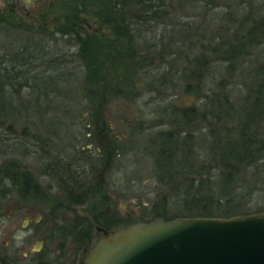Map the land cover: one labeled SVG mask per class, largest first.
<instances>
[{
  "label": "rangeland",
  "instance_id": "1",
  "mask_svg": "<svg viewBox=\"0 0 264 264\" xmlns=\"http://www.w3.org/2000/svg\"><path fill=\"white\" fill-rule=\"evenodd\" d=\"M10 2L16 5L14 9L9 7ZM42 2L44 0H31V3L23 5L20 0H0V17H6L9 24L7 26L17 30L11 32L6 30L4 25L0 39L6 43L13 41L9 46L24 44L28 48L31 45L34 47L33 40L37 38L40 45H43L40 46L42 49H36L38 54H43V58L27 65L33 73L40 75L34 80L33 93L30 94L29 88H24L25 94L16 103L21 110L28 107L27 114L30 117L19 122L18 133L28 130L40 137L37 140L32 135L33 138L24 140L10 136V143H16L19 139L20 153L8 155L9 159L1 155L0 170L11 164L12 168H7L10 175H16V171L20 174L21 170L22 177L25 172V178L33 177L35 191H29L31 187L23 182L21 196L33 198L32 200L38 203L39 213L46 211V203L52 205L47 204L49 208L62 198H70L69 187L73 197L84 199L87 207H96L98 210L108 209L109 202L114 199L119 217L115 231L136 221L160 217L166 220L195 217L191 214L199 211V208L194 210L192 204L187 206L178 196L171 195L170 183L182 190L187 187V181L182 174V182L179 185H174L179 182L172 183L167 180V173L176 169L175 166L172 167L176 165V161L163 160L166 154L163 155L161 150L167 136L163 139L160 133L179 128L180 116L175 113L174 108L201 107L203 110L208 108V102L202 94L217 92L218 79L224 75L218 64L211 65L209 69L205 67L200 77H190V71L194 68L192 63L200 57L198 47L214 44V40L219 41L221 35H230L248 12L253 11L256 19H263L264 0H173V7H166L168 14L172 15L164 17V24L147 32L150 38L148 43H138L149 59L145 60V64L142 60L143 63L139 64L137 69L133 67L135 85L140 94L139 97L135 96L136 99H133L131 93L127 94L131 85L124 88L123 95L116 90L120 81L118 73L127 74L130 66L126 67L115 59L106 63L107 70L103 69L104 78L97 84V88L92 84L94 77L79 61L78 48L73 45V39L69 36H59L58 39L54 37V31L64 25L61 12L64 8L56 9L55 4L53 7H42ZM84 18V26L88 32L98 33L97 29H100L99 33L110 36V40L116 38L99 17L88 13ZM99 40L101 44L109 42L107 39ZM49 47L54 49V52L57 49L61 54L65 53L57 56V72L61 73L55 74L56 71L49 64L50 55L46 56ZM163 47L165 53L162 57L159 53L163 52ZM151 49H158L153 52L154 56ZM258 49L259 59L263 60L264 44ZM128 57L129 55L124 60L126 64L129 63ZM126 74H123L121 83L126 82ZM200 83L203 92L197 91L196 86ZM97 89L101 92L104 89L116 91L110 92L113 93L112 98L100 107L99 118H104V122L98 121V127L95 126L94 106L95 102L100 101V97L96 101V95H92V91ZM51 91L53 93H50ZM42 92H48V97L36 102L35 99ZM30 124L34 126L31 129ZM192 126L195 128L197 124ZM99 127H104L105 132L98 131ZM100 138H103L104 152L108 150V157H113V163H110L108 168L107 163H96V150L101 145ZM88 157H93L90 160L95 161L96 166L92 171H86L85 181L77 186L73 179H70L72 174L69 175L68 167L71 165L75 169H81L85 165L84 158L87 160ZM14 162L17 165L14 166ZM179 164V171L182 173L181 160ZM184 169L187 171L189 167ZM23 181L27 180L23 178ZM11 194L10 197L16 196L14 190ZM182 198L184 199L183 196ZM244 205L240 208H244ZM249 208L248 213L237 215L263 211L261 209L264 208V196L259 195L249 204ZM8 212L7 208L5 213ZM105 213H108L107 210ZM233 216L236 215L230 217Z\"/></svg>",
  "mask_w": 264,
  "mask_h": 264
},
{
  "label": "trees",
  "instance_id": "2",
  "mask_svg": "<svg viewBox=\"0 0 264 264\" xmlns=\"http://www.w3.org/2000/svg\"><path fill=\"white\" fill-rule=\"evenodd\" d=\"M54 4L56 9L64 8L61 10L64 25L54 31V37L58 39L59 36H69L73 39V45L78 48L79 61L94 77L92 84L97 88V84L104 78L106 63L115 59L126 67L130 66L127 74L118 73L120 81L116 90L123 95L124 88L131 85L127 94L131 93L133 99H136L135 96L139 97L133 67L137 69L143 63L142 60L145 64V60L149 58L138 43H148L150 38L147 32L164 24V17L172 15L168 14L166 7H173V0H56ZM250 4L252 7V2ZM88 13L99 17L116 38L110 40V36L100 34L109 42L99 43V34L88 32L84 26V16ZM6 20V17H0V35L4 25L6 30L17 31L7 26L9 24ZM220 38L219 41L214 40L212 45L198 47L200 57L192 63L194 68L190 71L191 78L200 77L205 67L209 69L213 64H218L223 71V77L218 79L217 92L202 94L208 102V108H174L175 113L180 116L179 128L160 133L163 139L167 136L161 150L163 155L166 154L163 160L176 161V165H172L176 169L167 173V180L179 182L174 184L179 185L182 174L187 181V187L182 190L170 183L173 187L170 188L171 195L178 196L187 206L192 204L194 210L199 208L201 212H194L191 216L230 217L248 213L249 204L259 195L264 196V59H259L258 54L259 46L264 44V17L259 20L254 17L253 11L248 12L230 35H221ZM12 42L6 43L0 39V156L4 155L7 159L8 155L20 153L19 139L16 143H10V136L28 140L36 135L28 130L18 133L19 122L30 117L27 114L28 107L21 110L16 103L25 94L24 88H29L30 94L33 93L34 80L40 77L27 65L43 58L42 53L36 52L37 48H43L40 47L43 45H40L39 39L33 40L35 43L34 47L31 45L32 49L24 44L9 46ZM53 50L49 47L46 56L50 55L49 64L56 71L55 74H58L61 72H57V56L65 53ZM150 51L154 56L155 51ZM164 53L163 47V52L159 54L163 57ZM128 55L129 63L126 64L124 60ZM123 74H126L125 83H121ZM196 87L198 92H203L201 83ZM106 90L92 91V95H96V101L100 97V101L95 102L94 106L96 119H99L102 104L112 98L113 93L110 92L113 90ZM48 95V92H42L35 100L43 101ZM194 123L197 124L196 129L192 126ZM97 124L98 122L95 126ZM33 127L32 124L29 125L30 129ZM39 137L35 136L37 140ZM179 160L183 163L182 173L179 171ZM15 162L14 166L17 165ZM163 166L165 167L164 163ZM187 167L189 170L185 171L184 168ZM26 176L25 172V184L30 182ZM81 180H75L74 184L81 185ZM68 191L70 197H73L72 190L68 188ZM242 204H245L244 208H240ZM261 210L264 211V208Z\"/></svg>",
  "mask_w": 264,
  "mask_h": 264
},
{
  "label": "flooded vegetation",
  "instance_id": "3",
  "mask_svg": "<svg viewBox=\"0 0 264 264\" xmlns=\"http://www.w3.org/2000/svg\"><path fill=\"white\" fill-rule=\"evenodd\" d=\"M21 1L23 5L31 3V0ZM53 1L44 0L41 6L53 7ZM14 6L10 2L9 7L14 9ZM97 31L99 33L100 29ZM98 121L104 122V118ZM99 128L98 131L105 132L104 127ZM99 140L101 145L96 150V163H107L108 168L113 163V157H108V150L104 152L102 149L103 138ZM90 158L93 157L84 158L85 165L81 169L71 165L68 167L69 175L72 174L70 179L74 183L77 179L85 181L86 171H92L96 166ZM10 165L0 170V264H86L88 251L102 237L115 231L119 217L114 199L109 202L108 209L98 210L96 207H87L82 198H62L53 207L47 208L52 205L44 204L46 211L39 213L38 203L33 198L21 196V170L20 174L16 171V175L12 176L7 172V168H12ZM30 179L28 185L31 188L25 187L35 191L34 179L32 176ZM13 190L16 196L10 197ZM7 208L9 212L5 213Z\"/></svg>",
  "mask_w": 264,
  "mask_h": 264
},
{
  "label": "water",
  "instance_id": "4",
  "mask_svg": "<svg viewBox=\"0 0 264 264\" xmlns=\"http://www.w3.org/2000/svg\"><path fill=\"white\" fill-rule=\"evenodd\" d=\"M86 264H264V211L136 221L102 237Z\"/></svg>",
  "mask_w": 264,
  "mask_h": 264
}]
</instances>
